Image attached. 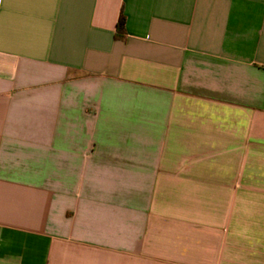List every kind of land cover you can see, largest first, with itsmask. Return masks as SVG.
<instances>
[{
  "label": "crops",
  "instance_id": "crops-1",
  "mask_svg": "<svg viewBox=\"0 0 264 264\" xmlns=\"http://www.w3.org/2000/svg\"><path fill=\"white\" fill-rule=\"evenodd\" d=\"M0 264H264V0H0Z\"/></svg>",
  "mask_w": 264,
  "mask_h": 264
},
{
  "label": "trees",
  "instance_id": "trees-1",
  "mask_svg": "<svg viewBox=\"0 0 264 264\" xmlns=\"http://www.w3.org/2000/svg\"><path fill=\"white\" fill-rule=\"evenodd\" d=\"M125 18L124 16L121 14L120 18H119V21H118V24H117V32L119 34H124V31H125Z\"/></svg>",
  "mask_w": 264,
  "mask_h": 264
}]
</instances>
